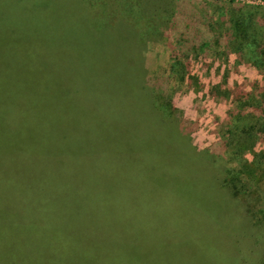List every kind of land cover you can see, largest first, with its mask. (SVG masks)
<instances>
[{
  "label": "trees",
  "instance_id": "trees-1",
  "mask_svg": "<svg viewBox=\"0 0 264 264\" xmlns=\"http://www.w3.org/2000/svg\"><path fill=\"white\" fill-rule=\"evenodd\" d=\"M54 1L48 0L43 5L41 0H5L7 6L0 9V23L5 25L0 28V146L9 155L21 164L31 165L32 160L41 159L46 167H34L42 169L48 181L92 210L107 213L119 224L129 222L135 228L172 233L185 232L180 227L184 224L196 238L202 221L217 213L222 203L233 205L224 191L235 200V196L248 195L247 181L255 183V192L264 191V7L228 4L217 16H212L184 9L180 4L171 19L162 17L167 36L175 39L176 48L182 50L179 57L186 60L184 65L177 57L172 64L183 69L177 74L179 80L185 79L191 52L200 56L202 49L222 45L226 54L234 55L236 63L253 67L260 75L251 90L245 91L243 86L235 84L225 89L223 85H214L208 91L210 96L227 99L232 104L227 111L222 143L231 149L238 167L222 164V170L210 164L211 159L215 163L212 156L204 159L210 157L207 151H198L191 145L181 126L185 127L188 121L181 119V124L178 123L173 111L177 109L163 96L161 87L154 93L140 83L143 73L136 74L132 81L136 85L132 84L134 91L128 92L129 84L120 89L117 103L120 106L116 111L110 106L107 115L89 108L90 98L94 102L102 100L104 90L110 88L107 68L119 64L122 51L111 54L107 64L100 67L95 60L98 55L89 49L91 43L86 48L77 43L85 40L86 35L101 36L97 38L101 43L104 37L115 34L98 28L103 25L107 29L145 32L150 27L145 15L128 14L106 0H72L76 5L66 12L74 18L62 20L64 11L58 6L62 0ZM148 2H155L156 9H161L160 0ZM12 10L32 29H14L9 17ZM35 28L38 32H34ZM55 32L69 38L71 43H64ZM116 32V36H123ZM118 49H123V43L118 44ZM125 57L131 66H139L130 54ZM94 75H99L100 82L96 85L90 81ZM193 77L189 73L188 81L192 82ZM92 91L95 94L91 96ZM125 94L132 99L131 107L124 102L129 98ZM78 95L85 105L79 102ZM127 117H146L147 122L132 124L124 121ZM160 123L166 128L163 137L171 139L167 146L155 145L148 138L139 140L129 136L153 130L163 132ZM245 154L252 156L251 163ZM175 175L179 182L169 180ZM182 175L184 180L179 177ZM187 176H192L194 183L202 182L206 176L208 183H216L215 195L224 200L215 207L206 203L203 210L200 201L182 197L180 194L185 193L178 186L175 192L176 189L163 185L187 183ZM188 209L197 213L194 222L183 216L182 212ZM242 210L248 215V208ZM44 230L64 232L63 228L55 229L51 225ZM227 247L234 254L240 248L233 244ZM57 249H66L72 257L81 254L84 259L90 247L62 241ZM257 264H264V260Z\"/></svg>",
  "mask_w": 264,
  "mask_h": 264
},
{
  "label": "rangeland",
  "instance_id": "rangeland-1",
  "mask_svg": "<svg viewBox=\"0 0 264 264\" xmlns=\"http://www.w3.org/2000/svg\"><path fill=\"white\" fill-rule=\"evenodd\" d=\"M106 1L122 7L128 14H144L150 27L147 31L138 33L133 30L107 29L105 25L99 24L104 27L98 28L115 31V34L119 31L123 36H106L103 38L104 42L100 43L98 39L101 36L86 35L85 40L77 43L81 48H86L91 43L89 49L98 55V58H94L100 67L107 64L111 54L122 51V56L117 61L119 64H112L107 68L110 88L104 90L102 100L94 102L90 98L89 108L96 113L106 112L107 115L110 106L116 111L120 106L117 104L120 89L122 91L129 84L128 92L134 91L132 84L136 85L132 81L136 74L141 76L143 73L140 83L146 90L151 89L156 93L161 87L163 96L169 98L173 106L170 105L177 109L173 111L178 123L181 119L188 121L185 127L189 131L180 123L183 131L196 150H205L210 154V157H204L205 160L212 156L215 163L211 159L210 164L216 169L221 167L223 170L222 164L226 167H238L231 149L222 143L227 111L232 108V104L227 99L210 96L208 91L214 85H223L222 89H225L226 86L235 84L243 86L245 91L251 90L254 82L260 80L258 71L236 63L234 55L226 54V48L222 45L204 48L199 52L200 56L191 52L185 79L179 80L177 74L182 73L183 69H177L180 65L175 67L172 64L177 57L184 65L186 60L183 56L179 57L182 50L176 48L175 39L167 36L162 17L171 19L180 4L184 9L198 14L206 12L208 15L217 16L228 4L264 7V0H160L161 9H156L157 4L147 3V0ZM41 2L43 5L48 4V0ZM74 5L76 3L72 0H62V4L58 5L64 11L62 20L74 18L72 13L66 12ZM5 6V0H0V9ZM9 15L14 29H32L15 10ZM3 27L5 25L1 22L0 28ZM79 27L87 29L81 25ZM34 32H38L37 28ZM56 36L64 43H71L67 37L58 34ZM120 42L123 43V49H118ZM124 54H130L139 66H131ZM189 73L195 75L192 82L187 79ZM90 81L92 85H96L100 82L99 75H94ZM93 92L90 93L91 96L95 94ZM83 93L84 91L81 92ZM78 96L79 102L85 105L86 102ZM124 96L129 97L124 102L131 107L130 95ZM124 121L132 124L144 123L147 118L127 117ZM160 129L163 132L153 130L142 135L131 133L129 136L139 140L148 138L155 145L167 146L170 136L163 137V134H167L163 124ZM34 166L46 167L41 159L32 160L31 165L28 162L21 164L0 146V264H257L264 260V191L255 192V183L251 181H247L250 188L246 192L249 194L235 196L236 200L224 191V196L230 202L233 201V205L226 203V206L222 203L224 206L221 204L216 209L217 213L202 221V229L198 231L196 238L190 235L193 232H189V226L184 224L180 227L185 232L177 231L178 233L135 228L129 222L119 224L109 218L107 213L94 211L81 200L62 191L60 186L46 179L42 169ZM225 174L223 171V175ZM156 177L160 180L158 175ZM179 177L184 180V175ZM176 178L178 175L169 180L179 182ZM186 180L187 183L163 185L173 191L176 189L175 192L178 186L185 193L180 194L182 197L187 201H200V209L203 210L206 203H213L215 207L219 201L224 200L219 194L215 195L216 183H208L206 176L199 183H194L192 176H187ZM152 200L150 199L151 203ZM242 208H248V215ZM190 210L182 213H185V219L194 222L197 213ZM47 225L55 229L63 228L64 232L58 234L44 230ZM62 241L67 244L80 243L81 248L90 249L84 259L81 254L72 257L66 249H57ZM228 244L239 246L238 252L234 254L227 247ZM71 249L74 250L73 246ZM221 253L223 256H220Z\"/></svg>",
  "mask_w": 264,
  "mask_h": 264
},
{
  "label": "clouds",
  "instance_id": "clouds-1",
  "mask_svg": "<svg viewBox=\"0 0 264 264\" xmlns=\"http://www.w3.org/2000/svg\"><path fill=\"white\" fill-rule=\"evenodd\" d=\"M245 159H247L248 162L251 163L253 158L250 154H245Z\"/></svg>",
  "mask_w": 264,
  "mask_h": 264
}]
</instances>
